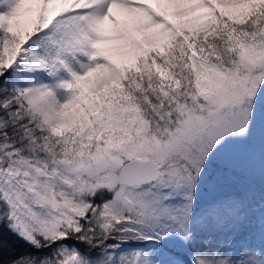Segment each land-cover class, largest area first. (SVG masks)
Here are the masks:
<instances>
[{
    "label": "snow or ice",
    "instance_id": "obj_1",
    "mask_svg": "<svg viewBox=\"0 0 264 264\" xmlns=\"http://www.w3.org/2000/svg\"><path fill=\"white\" fill-rule=\"evenodd\" d=\"M0 264H264V0H0Z\"/></svg>",
    "mask_w": 264,
    "mask_h": 264
}]
</instances>
